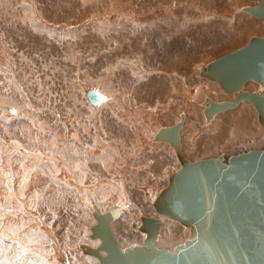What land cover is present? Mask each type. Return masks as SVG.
<instances>
[{
    "label": "rangeland",
    "instance_id": "obj_1",
    "mask_svg": "<svg viewBox=\"0 0 264 264\" xmlns=\"http://www.w3.org/2000/svg\"><path fill=\"white\" fill-rule=\"evenodd\" d=\"M92 1L0 0V186L3 188L6 185L5 187L8 188L10 187L8 183L16 184L15 177L18 174L14 171V164L18 163L16 158L18 153L25 157L22 166L24 170L28 169L26 165L33 164L31 161L34 160V166H37L41 175L37 178L38 183L29 186L32 189L25 193L24 204L19 199L15 200L14 204L8 200L6 191L0 192L2 199L0 212L1 215L4 214L2 216L5 221L8 217L11 219L12 213H14L13 217L20 218V226L14 227L31 233L32 239L30 242L26 241V245H31L32 248L38 246L48 251L57 264L60 263L54 257L57 254L56 245L58 251L60 248L63 250L59 251L61 264H101L96 256L84 252L79 245L81 243L92 244L90 246L93 247L99 245L100 240L91 238L92 227L96 224L92 214L94 211L104 212L114 205L119 207V212L125 213H120L111 224L122 248L134 243L144 245L147 233L140 230L143 216H153L160 220L161 229L156 241L159 247L173 249L174 242L171 243L172 246L165 244L170 236L179 243L187 239L189 226L157 213L154 206L156 197L169 184V177L182 166L169 142L155 141L159 145L152 143L151 140H155L161 130L174 126L181 120L185 122L181 130L182 153L191 161L215 156H222L228 161L234 154L264 147V126L259 121L255 106L249 101L216 114L207 122L204 114L208 105L207 98L216 101L233 100L237 94L226 93L218 81L200 75L201 71L206 70L210 61L245 46L253 36L264 37V20L243 9L248 5L255 6L256 1L151 0L153 3L149 4L147 0H124L123 2L132 3L130 8L132 11L129 9L127 12H120L126 16L119 17L118 24L113 20L120 15L119 12L104 13L105 9H101L102 12L96 10L97 8L90 6ZM143 1L145 2L142 3ZM108 2L109 0L103 1V3ZM135 5L137 7H134ZM155 6L158 8L156 9ZM137 11L139 16H129L131 17L127 22L129 27L125 29L121 21L128 19V14ZM151 13L156 15V18H153ZM146 14L148 20L152 18V21H146ZM163 15L164 18L167 17L164 19ZM132 20L141 21L135 23ZM130 42L132 45L128 53L134 57L143 55L145 68L147 65L150 66L148 71L151 72H145L146 75L140 77V81L136 74L140 69L139 66L129 80H126L122 71L112 72L114 68L111 69L118 58L124 57L125 45ZM179 43L182 44L181 52H184L181 57L177 54L180 51ZM178 61L186 66L182 69L188 73V80L186 79L185 82L175 76ZM139 71L141 73V69ZM249 84L257 88H249ZM196 85L202 87L201 92L196 93ZM89 86L104 93L106 99L97 105L91 104L85 97V91L90 89ZM175 86H178L179 94L173 93ZM191 88H195L194 94L190 91ZM259 88L260 85L255 81H249L244 86V90L251 89V92L258 91ZM114 100L118 103L116 112L109 106ZM158 100L162 102L159 104L160 107L158 106L156 111H150L149 106L154 105ZM11 107L20 108L21 113L29 112V115L25 118L21 115L22 118L19 116L8 120L4 114L8 112V108L12 110ZM233 109H242V111L229 117L228 114L234 112ZM119 114H126L131 119L135 118V121L141 122L140 127L142 126L143 130L140 129L135 133L131 129L123 131ZM31 117L35 118L34 122L31 121ZM106 117L110 118L105 121ZM101 119L107 126L114 128L111 133L114 138H108L106 142L115 141L116 138L123 141L122 145L110 143L103 147L102 140L98 139L99 148L106 149L103 150L102 158L101 154H96L95 150L90 151L89 148L92 146L90 144H93L91 141L94 137H102V128L105 131L103 123L100 124ZM84 123L89 124V132L85 136L87 137L89 133L92 136V138L88 137L90 141L86 142H90L89 147L76 145L68 134L71 132V127L73 131L78 130L85 134L87 129L83 130ZM212 124L215 125L214 128ZM125 125L127 124L124 123ZM216 125L219 128L216 129ZM38 132L47 137L44 145H39L36 141ZM31 135L35 136L31 139ZM103 137L106 138V135ZM149 138H151L150 144L147 143ZM16 140L22 143L20 145L24 152L38 148L51 157L34 159V156L33 158L30 156L29 159L23 151H13V155L10 154L12 158L10 157L6 162L5 155L9 154L6 147ZM11 141L13 142L10 143ZM145 142L150 146L147 148L149 150L145 148L148 147ZM60 143L63 145L60 146ZM139 146H143L141 150L143 149L144 153L143 150L137 151ZM89 153L94 158V162L86 159ZM130 153L135 154L133 159H130L132 157ZM98 157L100 159H96ZM12 159L16 163L13 164ZM156 160L161 162L166 160L168 163L162 165L163 163L160 164L158 161V164ZM77 162L82 164L84 171L81 172L77 166V170L74 169L77 171V176L63 180V175L57 169L62 167L70 171ZM131 169L133 172L130 171ZM92 173L98 174L99 178ZM30 174L31 171L25 172L22 183L31 184L29 177L33 176L34 179L35 175L30 176ZM43 178H47L46 183ZM65 180H69L68 183L71 182L72 185ZM78 181L80 182L77 183ZM103 183H106V187L104 186L106 189H98ZM53 185L60 189L56 192ZM138 185L141 188H137ZM150 186L153 188L149 189L148 199L141 189ZM43 187L45 189H41ZM127 187L130 191L126 194L124 190ZM120 199L124 201L119 202ZM145 203L150 205H148L149 209H145ZM121 219L122 225L117 230L115 223ZM25 239L27 240L28 236ZM178 242L176 244H179ZM6 243L12 244L9 239H6ZM30 249L26 248L27 251ZM17 255L15 256L14 251L10 257L12 259L8 257V263H4L0 255V264H18Z\"/></svg>",
    "mask_w": 264,
    "mask_h": 264
},
{
    "label": "water",
    "instance_id": "obj_2",
    "mask_svg": "<svg viewBox=\"0 0 264 264\" xmlns=\"http://www.w3.org/2000/svg\"><path fill=\"white\" fill-rule=\"evenodd\" d=\"M254 1L257 5L243 9L264 20V0ZM202 76L218 81L226 93L237 94L233 100L207 98V122L247 100L255 105L264 126V37L253 36L244 47L210 61ZM251 80L260 85L258 91L244 90ZM87 96L93 103L102 99L92 89ZM180 128L181 122L157 135L171 142L182 166L170 176L154 206L157 213L189 226L187 239L173 249L157 246L160 221L143 216L144 245L122 248L110 226L119 214L114 205L93 212L91 238L99 237L100 244L79 246L101 264H264V147L234 154L228 162L222 156L190 161L181 156Z\"/></svg>",
    "mask_w": 264,
    "mask_h": 264
},
{
    "label": "bare ground",
    "instance_id": "obj_3",
    "mask_svg": "<svg viewBox=\"0 0 264 264\" xmlns=\"http://www.w3.org/2000/svg\"><path fill=\"white\" fill-rule=\"evenodd\" d=\"M91 1V0H90ZM103 1L104 0H100V2H98V0H93L91 3H90V6H92V8H97L96 10H99V11H101L102 12V10L101 9H105L104 10V13H109V12H111V11H114V13L116 12V13H120V12H123V11H126L127 12V10H129L130 8H132V3H130L129 1L128 2H123L124 0H114V2L112 1V0H109V2L108 3H103ZM134 1V0H133ZM170 1V0H169ZM254 1V0H253ZM145 1H143L142 3H144ZM147 2L149 3V4H152L153 2L151 1V0H147ZM167 2V1H166ZM174 2V1H173ZM257 2V1H256ZM85 3V2H84ZM136 3H139V2H136ZM161 3V2H160ZM258 3V2H257ZM143 5V4H142ZM163 5V4H162ZM172 5V4H171ZM257 5V4H256ZM83 6V5H82ZM134 7H137L136 5L134 6ZM167 7H168V5H167ZM166 7V8H167ZM175 7V6H174ZM154 8V7H153ZM152 8V9H153ZM155 8H156V6H155ZM157 8H158V6H157ZM156 8V9H157ZM162 9V7H159V9ZM141 9V8H140ZM139 9V10H140ZM143 9V8H142ZM151 9V10H152ZM131 10V9H130ZM135 10V9H134ZM155 12H156V10L155 9H153ZM152 10V11H153ZM132 11V10H131ZM160 11V10H159ZM164 11V10H163ZM97 12V11H96ZM148 12V11H147ZM162 12V11H161ZM144 13H146V12H144ZM152 13H154V12H152ZM151 13V14H152ZM172 13V12H171ZM183 13V12H182ZM100 14V13H99ZM111 14H113V13H111ZM150 14V15H151ZM159 14V13H158ZM161 14V13H160ZM165 14H166V12H165ZM147 15V19H146V21L148 20V14H146ZM172 15H173V13H172ZM42 16V15H41ZM126 15H123L122 13H120V15H118L117 17H114V20H113V22L114 23H120V21H118V19H119V17H125ZM128 17L129 16H139V12L137 11V12H135V13H133V14H128L127 15ZM152 16H154L153 18H156L155 16L156 15H153L152 14ZM161 16V15H160ZM167 16H168V14H167ZM166 16V17H167ZM106 17H107V14H106ZM109 17V16H108ZM143 17V16H142ZM165 17V18H166ZM174 17V16H173ZM232 17V16H231ZM127 18V17H126ZM130 18L131 17H129L128 19H123L122 21H121V24H122V26L125 28V29H128V20H130ZM137 18H140V17H137ZM149 18H151V16L149 17ZM163 18H164V15H163ZM164 18V19H165ZM72 19V18H71ZM97 19V18H96ZM102 19V18H101ZM143 19V18H142ZM134 20V19H133ZM132 20V21H133ZM151 21H152V18L150 19ZM150 20H148V21H150ZM157 20V19H156ZM156 20H154V21H156ZM159 20H160V18H159ZM137 21V20H136ZM136 21H133V22H135L136 23ZM140 21L141 20H139V21H137V23H140ZM165 21H167V19L165 20ZM107 22V21H106ZM160 22V21H159ZM50 23V22H49ZM49 23H47V24H49ZM62 23V22H61ZM64 23V22H63ZM62 23V24H63ZM86 23V22H85ZM110 23V22H109ZM112 23V22H111ZM141 23H143L144 24V22H141ZM151 23H153V22H151ZM170 23V22H169ZM46 24V23H45ZM52 24V23H51ZM60 24V23H59ZM65 24V23H64ZM121 24H119V25H121ZM154 24V23H153ZM53 25V24H52ZM45 26V25H44ZM59 26V25H58ZM111 26V25H110ZM114 26V25H113ZM134 26V25H133ZM37 28L39 27L38 25L36 26ZM41 27H42V25H41ZM61 27V26H60ZM71 27V26H70ZM66 28V27H65ZM264 28V27H263ZM70 29V28H69ZM51 31V30H50ZM252 38V37H251ZM14 42V41H13ZM116 43V42H115ZM131 45H132V42H130L129 44H126L125 45V50H124V57L123 58H118L117 59V61H116V63H114L113 64V67L111 68V69H113L114 68V70L112 71V72H120V71H122L124 74H125V76H126V80H129V79H131L132 78V74H133V72L134 71H136L137 70V67L139 66V68L141 69V73H140V69L139 70H137L136 71V74H137V77H138V81H140V77H143V76H145L146 74H145V72H151V71H148V69H149V65H147V68H145V65H146V63H145V59L143 60L142 59V56H139L138 55V57H134V56H132V55H130L129 53H128V51L130 50V47H131ZM167 46V45H166ZM169 47V46H168ZM244 47V46H243ZM242 48V47H241ZM179 50L180 51H178L177 52V54H178V56H182V54L184 53V52H181V50H182V44L181 43H179ZM162 54V53H161ZM161 54H159V55H161ZM168 54V53H167ZM115 57V56H114ZM166 57V56H165ZM137 64V65H136ZM1 67V66H0ZM184 67H186L185 65H183V63H182V65H181V62H179L178 61V65L176 66V70L177 71H175V76H177V78L179 79V80H181V81H186V79L188 80V78H187V75H188V73L187 72H185V71H182V69L184 68ZM163 68V67H162ZM207 69V68H206ZM186 70V69H185ZM206 71V70H205ZM143 72V73H142ZM153 72V71H152ZM120 74V73H119ZM110 75V74H109ZM108 75V76H109ZM173 75V74H172ZM200 75L202 76V71L200 72ZM106 78H107V76H106ZM206 78V77H205ZM13 79V78H12ZM159 79H160V77H159ZM177 79V80H178ZM210 80V79H209ZM213 81V80H212ZM252 81V80H251ZM177 82V81H176ZM249 82V81H248ZM179 83V82H178ZM247 83V82H246ZM185 83H183V85H184ZM220 84V83H219ZM153 85V84H152ZM186 86V85H185ZM184 86V87H185ZM155 87V86H154ZM196 87V93H198V92H201L200 91V88H202L201 86H199V87H197V85L195 86ZM248 87L249 88H254L255 87V89L257 88V86H255V85H253V84H249L248 85ZM89 88H90V86H89ZM92 88V87H91ZM91 88L89 89V90H91ZM87 89H88V87H87ZM85 90H86V88H85ZM89 90H86L85 91V97H86V99L91 103V104H93V105H97L100 101H103V100H105L106 99V95L104 94V93H102V92H100V91H98V90H95V89H93L92 88V90H95L101 97H102V99L98 102V103H93V101L91 102L90 101V99L88 98V96H87V92L89 91ZM174 90L175 91H173V93L175 92V93H178L179 94V88H178V86H175V88H174ZM250 91H251V89H249ZM191 92H193V94L195 93V88H191V90H190ZM253 91V90H252ZM148 92V91H147ZM147 92H145V93H147ZM190 92V93H191ZM84 95V94H83ZM151 95V94H150ZM149 95V96H150ZM153 95V94H152ZM188 95V94H187ZM115 97V96H114ZM128 98H129V95H128ZM110 99V98H109ZM172 99V98H171ZM121 100H123V98L121 99ZM126 101H127V99H125ZM134 100H136V99H134ZM147 100V99H146ZM173 100V99H172ZM20 101V100H19ZM130 101V100H129ZM140 101V100H139ZM170 101V100H169ZM216 101V100H215ZM245 101H247V100H245ZM135 102V101H134ZM179 102H181V101H179ZM244 102V101H243ZM125 103V102H124ZM127 103V102H126ZM136 103V102H135ZM140 103V102H139ZM162 102L160 101V100H158V101H156V103L154 104V105H152V106H149V110L150 111H156L157 110V107L159 106V104H161ZM164 103V102H163ZM173 103V102H172ZM253 104V103H252ZM118 105V103H117V100H114V101H112V102H110L109 103V106L111 107V109L114 111V112H116L117 111V106ZM139 104H137V106H138ZM142 105H143V103H142ZM141 105V106H142ZM166 105V104H165ZM184 105V104H183ZM254 105V104H253ZM136 106V105H135ZM146 106V104L144 105V107ZM164 106V105H163ZM168 106V105H167ZM167 106H165V107H167ZM182 106V105H181ZM186 106V105H185ZM255 106V105H254ZM160 107V106H159ZM237 107V106H236ZM10 108V107H9ZM7 109V111L8 112H6V114H4V117L6 118V119H11V118H13V117H19V116H23V118H25L27 115H29L27 112H25V113H21L20 111V108L18 109V108H16V107H11L12 108V110L11 109ZM92 108V107H91ZM126 108H128V107H126ZM135 108H137V107H135ZM146 108V107H145ZM235 108V107H234ZM256 108V107H255ZM133 109V108H132ZM144 109V108H143ZM142 109V110H143ZM142 110H140L141 112H142ZM145 110V109H144ZM158 110H159V108H158ZM179 110V112H182V111H180V109H178ZM227 110H230V108L229 109H227ZM234 110V112L233 111H231L229 114H228V116L229 117H232V116H234V115H237V114H239L241 111H242V109H233ZM120 111V110H119ZM145 112V111H144ZM160 112V111H159ZM167 112V111H166ZM224 112V111H223ZM106 113V112H105ZM122 113V112H121ZM183 113V112H182ZM221 113V112H220ZM99 114H100V112H99ZM98 114V115H99ZM158 114V113H157ZM160 114V113H159ZM169 114V113H168ZM219 114V113H218ZM108 115V114H107ZM148 115V114H147ZM146 115V116H147ZM181 115H183V114H181ZM22 116L21 117H19V118H22ZM145 116V115H144ZM157 116V115H156ZM219 116V115H218ZM101 116H98V118H100ZM117 117H118V115H117ZM140 117H142V116H140ZM149 117H151V116H149ZM185 117V116H184ZM107 118H110V117H106L105 118V121H107L108 119ZM113 118V117H112ZM144 118V117H143ZM142 118V119H143ZM146 118V117H145ZM181 118V117H180ZM104 119V118H103ZM103 119H101L100 120V124H102L103 123V125H104V127H105V131H104V128H102V131H103V135H106V138H104L103 137V135H102V137H100V138H93L92 139V141H91V143L93 142V144H90V145H92L91 147H89L88 145H89V143H86V142H88V141H90V138H92V136L90 135V133H89V135H87V137L85 136L86 134H87V132H89V124L88 123H84L83 125H85L84 127H83V130H85V129H87V131L85 130V134L84 133H80L78 130L77 131H73V128L71 127V129H70V131L71 132H69L68 134L70 135V138L76 143V145H82V147H84L85 145H86V147H89L90 148V151H93V150H95V152H96V154H101L100 156H101V158L103 157V153H104V151H106V149L104 148V149H101V148H99L100 147V145L97 143V140L98 139H100V141L101 142H103V147L104 146H107V145H109L110 143H114L115 145H117V144H119V145H122L123 144V141L122 140H120V139H115V141L113 140V141H107L106 142V140H108V138H114V137H112L111 136V133H113V129L114 128H110L109 126H107V124L105 123V121H103ZM119 119L122 121V125H123V131H125L124 129H126V130H128V129H131V131H133L134 133H135V131L136 132H138L140 129H142L143 130V128H141L140 127V123L141 122H137V121H135V118H130L128 115L126 116V114H124V115H120L119 114ZM185 119H186V117H185ZM94 120V119H93ZM116 120V119H115ZM31 121L32 122H34L35 121V118L34 117H31ZM215 121H216V118H215ZM160 122V121H159ZM12 123V122H11ZM22 123V122H21ZM66 123V122H65ZM91 123V122H90ZM124 123H126L127 125H125L124 126ZM153 123V122H152ZM165 123H167V122H165ZM179 123V122H178ZM184 123L185 122H183V120H181V128H180V131H179V136H180V144H181V146H180V150H181V156L184 158V159H187L184 155H183V153H182V143H181V130H182V127H183V125H184ZM210 123H211V121H210ZM209 123V124H210ZM220 123V122H219ZM218 123V124H219ZM106 125V126H105ZM159 125V124H158ZM48 126V125H47ZM101 126V125H100ZM175 126V125H174ZM174 126H170V127H174ZM213 126H215L214 124H212V127ZM75 127V126H74ZM91 127V126H90ZM170 127H168V128H170ZM214 128V127H213ZM216 129L217 128H219L218 127V125H216V127H215ZM206 129H208V128H206ZM27 130V129H26ZM47 130H48V128H47ZM155 130V129H154ZM153 130V131H154ZM167 130V128L166 129H163L162 131L164 132V131H166ZM210 130V129H209ZM8 131V130H7ZM151 131V130H150ZM161 131V132H162ZM217 131V130H216ZM49 132V131H48ZM118 132V131H117ZM116 133V132H115ZM141 133V132H140ZM160 132H158V134H159ZM43 134V133H42ZM42 134H40L39 132H38V135H37V137H36V141L38 142V144L39 145H44V143H46L47 142V137H45V136H43ZM67 134V133H66ZM142 134V133H141ZM157 134V135H158ZM166 134V133H165ZM156 135V139L154 140L152 137V139L153 140H151L152 141V143L154 142V143H157V142H155V141H166V142H169V140H167L166 138H161V137H158ZM32 136L33 135H31L30 136V138L32 139ZM35 136V135H34ZM33 136V137H34ZM61 136V135H60ZM59 136V137H60ZM114 136H117L116 134H114ZM150 136H151V134H150ZM88 137H90V138H88ZM145 137H147V136H145ZM144 137V138H145ZM149 137V136H148ZM147 137V138H148ZM65 138V137H64ZM151 138H149L148 139V141H147V143L148 144H150L149 143V140L151 139ZM155 138V137H154ZM58 139V138H57ZM69 139V138H68ZM67 139V140H68ZM158 139V140H157ZM142 140V139H141ZM10 141V140H9ZM30 141H32V140H30ZM35 141V140H34ZM145 141H146V139H145ZM13 141H11L10 143H12ZM59 142V141H58ZM143 142V141H142ZM16 143V144H15ZM64 143V142H63ZM137 143V142H136ZM170 144H171V142H169ZM20 144H22V143H20L18 140H16V142H13L12 143V145H10V146H7L6 148H8L7 150H8V153L9 154H6L5 155V161L7 162L8 160H10V157H11V155H13V151H17V152H22L24 149H23V147L20 145ZM61 144L62 143H60V146H61ZM84 144V145H83ZM143 144V143H142ZM142 144H140V145H142ZM145 144H146V142H145ZM158 144V143H157ZM63 145V144H62ZM136 145V144H135ZM139 145V144H138ZM147 145V144H146ZM159 145V144H158ZM172 145V144H171ZM235 145V144H234ZM137 146V145H136ZM136 146H134V147H136ZM148 146V145H147ZM140 148H137V151H142L141 150V148L143 147H141V146H139ZM172 147H173V149L175 150V152L177 153V156L179 157V160L181 161V159H180V156H179V154H178V152L176 151V149L174 148V146L172 145ZM52 148V147H51ZM59 148V147H58ZM62 148V147H61ZM71 148H72V146H71ZM77 149H78V147H76ZM80 149H81V147H79ZM145 148L147 149V148H150V146H148V147H146L145 146ZM64 150H65V148H64ZM76 150V149H75ZM83 150V149H82ZM85 150V149H84ZM104 150V151H103ZM134 150H135V148H134ZM147 150H149V149H147ZM1 151V150H0ZM60 151V150H59ZM87 151V150H86ZM76 152V151H75ZM78 152H79V150H78ZM81 152V151H80ZM136 152V151H135ZM150 152V151H149ZM148 152V153H149ZM23 153H25V155H27L28 157H29V159H30V156H31V158H33V156H34V159H36V158H41V159H44V158H46V157H51L47 152L45 153V151H43L42 149H38V148H36V149H33V150H31V151H28V152H24L23 151ZM83 153V152H82ZM86 153V152H85ZM143 153H144V150H143ZM147 153V154H148ZM11 154V155H10ZM16 154V153H15ZM14 154V155H15ZM140 154V153H139ZM146 154V153H145ZM59 155V154H58ZM67 155V154H66ZM105 155V154H104ZM119 155V154H118ZM127 155H129V154H127ZM133 155H135V154H133ZM133 155L130 153V156H132V157H130V159H133ZM143 155V154H142ZM85 156V155H84ZM96 156V155H95ZM99 156V157H100ZM1 157V156H0ZM15 157V156H14ZM57 157H59V156H57ZM61 157V156H60ZM96 158V159H100V158ZM12 158V157H11ZM17 160H18V163H16L13 159V164L14 163H16V164H14V167H15V173H17L18 174V176L17 177H15V179L17 180V182H16V184L15 185H11L10 183H8L9 185H10V187L12 186V188H10V187H8V188H10V190L7 188V187H3V188H1V186H0V192H2L3 193V191H6L7 192V194H8V200H10V202H12V203H14L15 204V200H20V202H25L24 200H23V197L25 196V193H27V191H29V189H32V188H30L31 186H33L35 183H38V180H37V178L39 177V175H40V171H39V169L38 168H36L37 166L35 165L34 166V160H32L31 162H33V164H27L26 166H28L29 168L28 169H26V170H24L25 168H23L22 166H23V161L25 160V157L22 155H20L19 153H18V155H17ZM65 158V157H64ZM80 158H81V156H80ZM84 158V157H83ZM82 158V159H83ZM15 159V158H14ZM49 159V158H48ZM62 159V158H61ZM86 159H91L90 161H92V162H94V158L93 157H91V155H90V153L89 154H87V157H86ZM96 159H95V161H96ZM104 159V158H103ZM163 159H165V158H162V160ZM28 160V159H27ZM39 160V159H38ZM52 160V159H51ZM56 160V159H55ZM63 160V159H62ZM78 160V159H77ZM161 160V159H160ZM160 160H156L157 161V163H158V161H160ZM189 160V159H188ZM229 160V159H228ZM30 161V160H29ZM44 161H46V160H44ZM57 161V160H56ZM55 161V162H56ZM61 161V160H60ZM65 161V160H64ZM76 161V160H75ZM90 161H89V163H90ZM101 161V160H100ZM165 162H161L160 161V164H162V165H164V164H166V163H168V162H166V160H164ZM191 161V160H190ZM107 162V161H106ZM151 162V161H150ZM226 162H228V161H226ZM24 163H26V161L24 162ZM27 163H29V162H27ZM35 163H36V161H35ZM40 163H43V162H40ZM46 163V162H45ZM85 163V162H84ZM104 163H105V161H104ZM4 164H6V163H4ZM13 164H12V166H13ZM58 164H60V162L58 163ZM87 164V163H86ZM148 164V163H147ZM159 164V163H158ZM181 164H182V161H181ZM48 165V164H47ZM90 164H88V166H89ZM167 165V164H166ZM165 165V166H166ZM1 166V165H0ZM77 166H79L78 168H80L79 170L81 171V172H83L84 170V167L82 166V164L80 165V162H77L76 164H75V168L73 167V169H71L70 171H67L66 169H64V168H62V167H60V165H59V167L60 168H58L57 169V171H59V173H61L63 176H62V178H63V180L64 179H71V177L70 176H77V171H75V170H77L76 169V167ZM126 166V165H125ZM64 167H67V166H64ZM107 167V166H106ZM128 167V166H127ZM2 168V167H1ZM35 169H37V171H35ZM75 169V170H74ZM124 169V168H123ZM69 170V169H68ZM87 170H89V167L87 168ZM110 170V169H109ZM137 170V169H136ZM10 171V170H9ZM29 171H31L32 172V174H33V172L35 173V174H33V175H35V177H34V179H32V174H30V176H32L31 178L29 177V179H31V184H29V185H27V182H24V183H22V180H24L23 178H24V175H25V172L27 173V172H29ZM41 171H43V170H41ZM130 171H132V169L130 170ZM6 172V171H5ZM76 172V173H75ZM93 172V171H92ZM109 172V171H108ZM133 172V171H132ZM3 173V172H2ZM70 175H69V174ZM73 173L75 174V175H73ZM85 173V172H84ZM96 178L98 177L99 178V175L98 174H96L95 175V173H92ZM123 174V173H122ZM9 175H10V173H9ZM58 175V174H57ZM129 175V174H128ZM151 175V174H150ZM1 176V175H0ZM8 176V175H7ZM28 176V175H27ZM41 176V175H40ZM79 176H81V175H79ZM59 177H60V175H59ZM87 176H85V178H86ZM10 178H12L11 177V175H10ZM9 178V179H10ZM136 178H138V177H136ZM170 178V177H169ZM9 179H8V181H9ZM25 179H26V176H25ZM29 179L27 180V181H29ZM41 179V178H40ZM44 179V178H43ZM45 179H47V178H45ZM45 179H44V181H45ZM105 179V178H104ZM130 179V178H129ZM135 179V178H134ZM13 180V179H12ZM49 180V179H48ZM54 180V179H53ZM75 179H72V181H74ZM3 181V180H2ZM15 181V180H14ZM26 181V180H25ZM43 181V180H42ZM60 181V180H59ZM67 183L69 182V180L67 181V180H65ZM71 181V180H70ZM11 182V181H10ZM40 182V181H39ZM53 182V181H52ZM62 182V181H61ZM80 181H78L77 183H79ZM45 183H46V181H45ZM44 183V184H45ZM63 183V182H62ZM73 183V182H72ZM75 183V182H74ZM77 183H75V184H77ZM123 183V182H122ZM0 184H1V181H0ZM33 184V185H32ZM69 184V183H68ZM70 184H71V182H70ZM69 184V185H70ZM90 184V183H89ZM93 184V183H92ZM94 184H96V183H94ZM98 184V183H97ZM134 184V183H133ZM8 185V186H9ZM31 185V186H30ZM38 185V184H37ZM39 185H40V183H39ZM38 185V186H39ZM72 185V184H71ZM74 185V184H73ZM80 185V184H79ZM30 186V187H29ZM36 186V185H35ZM54 186V188H55V185H53ZM92 186V185H91ZM106 187V183H103V185L102 184H100V186L98 187V189H100V190H104V189H106L105 187ZM119 186V185H118ZM65 187V186H64ZM63 187V188H64ZM79 187V186H78ZM137 188L139 187V185L138 186H136ZM35 188V187H34ZM48 188V187H47ZM54 188H53V190H54ZM82 188H84L83 186H82ZM107 188H109L110 190H111V188L110 187H107ZM122 188V187H121ZM139 188H141V187H139ZM151 188H153V186H150V187H144V188H142L141 190H142V193L144 194V196L146 197V198H150V192H149V189L150 190H152ZM41 189H45L44 187L43 188H41ZM60 188H57V186H56V188H55V191L57 192L58 190H59ZM69 189H70V187H69ZM88 189V188H87ZM87 189H86V191H87ZM48 190V189H47ZM51 190V189H50ZM50 190H49V192H50ZM91 190V189H90ZM109 190V191H110ZM52 191V190H51ZM121 191H122V189H121ZM130 191V189H129V187H127L125 190H124V192H126V194L128 193ZM59 192H61V191H59ZM111 192V191H110ZM124 192H123V194H124ZM62 193V192H61ZM86 193V192H85ZM73 194V193H72ZM130 195H131V193L129 194V197H130ZM122 196V195H121ZM5 197V196H4ZM66 197V196H65ZM141 197H143V196H141ZM25 198V197H24ZM126 198V197H125ZM4 200V202H5V199H3ZM128 200V199H127ZM121 201H124V200H122V199H120V201L119 202H121ZM130 201H132V199H130ZM19 202V203H20ZM118 202V203H119ZM17 204H18V202H17ZM24 204V203H23ZM146 204V207H145V209H149V204L148 203H145ZM2 205V199H0V206ZM19 205V204H18ZM149 205V206H148ZM27 207V206H26ZM1 208V207H0ZM0 211H1V209H0ZM128 211H129V209H128ZM142 211L143 212H145L143 209H142ZM149 212H150V210H149ZM120 213H123V211L122 212H119V214ZM146 213V212H145ZM7 214V213H6ZM8 214H10V213H8ZM13 214L14 213H12V216L10 217L11 219H8L7 218V221H5L4 220V218H3V216L2 215H4V214H2L1 215V212H0V255L3 257V259L2 260H4V263L5 262H7V260L11 257V254H14V251H15V256L17 255V257H18V264H57V262L53 259V258H51V256L52 255H49L48 253V251H46V250H44V249H42V248H40V247H36V248H32L31 247V245L30 246H27L26 245V241L27 242H30L31 241V233H29V231H28V233L25 231H20V229L19 230H17L18 228L17 227H14V226H16V225H19L20 224V218L18 219V217L16 218V217H13ZM119 214H117V216L119 215ZM123 214H125V213H123ZM93 215V214H92ZM164 215V214H163ZM15 216V215H14ZM19 216V215H18ZM117 216H115V218L117 217ZM166 216V215H165ZM36 217V216H35ZM168 217V216H167ZM45 218V217H44ZM115 218H113V220L111 221V223H110V226H111V228H112V222L114 221V219ZM170 218V217H169ZM121 221H122V219L121 220H119L118 222L116 221V223H115V227H116V229L118 230V228H119V226L120 225H122L121 224ZM160 221V220H159ZM141 222H142V220H141ZM22 224V223H21ZM20 226V225H19ZM19 228H23V227H19ZM33 229V228H32ZM160 229H161V222H160ZM26 230V229H25ZM141 230V229H140ZM185 231H187L186 229H184ZM190 230V229H189ZM43 231H45V230H43ZM48 231V230H47ZM112 231H113V229H112ZM184 231V232H185ZM145 232V231H144ZM160 232V231H159ZM113 233H114V231H113ZM186 233V232H185ZM49 234H51V233H49ZM116 234V233H115ZM26 236H28V239L26 240L25 239V237ZM162 237V236H161ZM168 237V236H167ZM175 237H176V235H175ZM6 239H9L11 242H12V244H7L6 243ZM92 239H98V240H100L101 241V239L99 238V237H97V238H92ZM61 241V240H60ZM120 242V241H119ZM162 242V241H161ZM173 242L176 244L177 242L176 241H174V239L173 238H171V236L169 237V239L167 240V243H165L166 245H168V246H170L171 245V243L173 244ZM145 243V242H144ZM179 243V242H178ZM100 244V243H99ZM157 244V246H158V243H156ZM170 244V245H169ZM175 244L172 246V247H174L175 246ZM90 245H92V244H90ZM177 245V244H176ZM32 246H34V245H32ZM56 250H57V254L54 256L55 257V259L57 258L58 259V261H59V263L61 264V259H60V250H61V248H60V250L58 251V246L56 245ZM93 247V246H92ZM26 248H31L29 251H27L26 250ZM61 251H63V250H61ZM65 252V251H64ZM63 253V252H62ZM54 254V253H53ZM65 254H67V253H65ZM102 254H106V252L104 251H102ZM13 256V255H12ZM9 257V258H8ZM66 257V256H65ZM6 259V260H5ZM10 259H12V258H10ZM9 262V261H8ZM7 262V263H8ZM16 262V261H15ZM6 263V264H7Z\"/></svg>",
    "mask_w": 264,
    "mask_h": 264
}]
</instances>
